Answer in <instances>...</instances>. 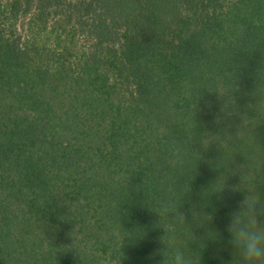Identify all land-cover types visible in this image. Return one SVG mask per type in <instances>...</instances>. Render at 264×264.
<instances>
[{
  "label": "trees",
  "instance_id": "obj_1",
  "mask_svg": "<svg viewBox=\"0 0 264 264\" xmlns=\"http://www.w3.org/2000/svg\"><path fill=\"white\" fill-rule=\"evenodd\" d=\"M2 1L0 264H167L166 244L241 264L229 214L249 196L264 222V0H16L87 52L26 46Z\"/></svg>",
  "mask_w": 264,
  "mask_h": 264
},
{
  "label": "rangeland",
  "instance_id": "obj_2",
  "mask_svg": "<svg viewBox=\"0 0 264 264\" xmlns=\"http://www.w3.org/2000/svg\"><path fill=\"white\" fill-rule=\"evenodd\" d=\"M16 0H3L2 8L6 16L5 28L7 34L18 36L26 46L33 45L35 42L41 47L45 46L48 50L58 52L65 51L66 48L74 47V50L87 52L90 40L77 32H71L70 27L66 31L60 29L63 24L60 18L52 13H44L42 16L39 10L30 9L23 12V5L19 10H14ZM73 49V48H72Z\"/></svg>",
  "mask_w": 264,
  "mask_h": 264
},
{
  "label": "clouds",
  "instance_id": "obj_3",
  "mask_svg": "<svg viewBox=\"0 0 264 264\" xmlns=\"http://www.w3.org/2000/svg\"><path fill=\"white\" fill-rule=\"evenodd\" d=\"M260 199L249 196L241 202V208L230 213L227 231L231 239L229 243L239 253L241 264H264V222L258 219L256 205ZM264 212V209L261 210ZM180 214V213H179ZM184 221L183 216L179 217ZM163 252L167 264H200L199 256L179 247L170 248L168 244ZM167 252L166 256L164 253Z\"/></svg>",
  "mask_w": 264,
  "mask_h": 264
}]
</instances>
